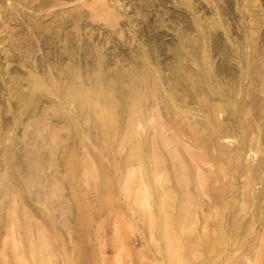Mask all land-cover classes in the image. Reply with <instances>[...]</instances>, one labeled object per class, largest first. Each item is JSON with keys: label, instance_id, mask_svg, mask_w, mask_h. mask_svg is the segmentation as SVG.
I'll return each mask as SVG.
<instances>
[{"label": "rangeland", "instance_id": "rangeland-1", "mask_svg": "<svg viewBox=\"0 0 264 264\" xmlns=\"http://www.w3.org/2000/svg\"><path fill=\"white\" fill-rule=\"evenodd\" d=\"M0 264H264V0H0Z\"/></svg>", "mask_w": 264, "mask_h": 264}]
</instances>
